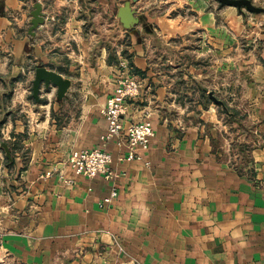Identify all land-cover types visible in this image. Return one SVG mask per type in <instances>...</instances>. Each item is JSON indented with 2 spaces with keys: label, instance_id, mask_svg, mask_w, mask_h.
Listing matches in <instances>:
<instances>
[{
  "label": "crops",
  "instance_id": "obj_1",
  "mask_svg": "<svg viewBox=\"0 0 264 264\" xmlns=\"http://www.w3.org/2000/svg\"><path fill=\"white\" fill-rule=\"evenodd\" d=\"M36 1L44 21L30 33ZM82 1L0 0V115L16 106L22 112L0 125L16 139L10 158L0 150V264H264V72L257 65L251 75L263 83L223 108L205 102L211 90L186 85L200 79L195 66L173 76L155 66L157 39L170 49L173 38L186 35L183 43L199 42L193 50L205 38L210 50L222 48L228 68L244 37L254 41L264 28L246 27L234 6L213 10L196 0L187 19L159 16L156 25L146 18L144 29L141 20L132 30L122 26L129 44L113 49L105 18L98 10L86 25ZM116 60L143 71H131L142 82L127 100L121 144L100 138L107 125L101 108L122 68ZM29 61L69 78L62 98L56 85L45 92L43 83L39 100L16 89L6 96L10 77ZM228 107L247 122L230 119ZM147 115L155 131L149 146L124 158L126 129ZM80 147L108 150L116 175L76 174L66 158ZM111 186L116 196L101 205Z\"/></svg>",
  "mask_w": 264,
  "mask_h": 264
},
{
  "label": "rangeland",
  "instance_id": "obj_2",
  "mask_svg": "<svg viewBox=\"0 0 264 264\" xmlns=\"http://www.w3.org/2000/svg\"><path fill=\"white\" fill-rule=\"evenodd\" d=\"M251 1L255 6L264 7V0ZM195 2L196 0H83L82 8L84 10L83 15L86 25H93L95 23V17H93L94 13H96V11L98 10L100 11V18H105V22L101 26L104 25L106 30L107 46H114L113 49H115L117 46H123V48H125V45L129 44V39H127L126 37L127 34L124 35V33L119 31L120 28L124 27L127 30H132L136 25H139L140 20L142 24L144 22H148L146 18H150V21H152L156 25V21L158 20L159 22V16L165 18L185 17L187 19L190 13H192L193 11V9L191 8H195ZM205 2L207 4L206 8L208 9L218 10V6L220 5V2L218 0H205ZM124 4L129 5L134 10L135 16L138 17V22L134 23L133 25L124 26L116 13V9ZM227 5L228 4H224L222 6L225 7ZM231 6H234L237 13L242 15L243 22L246 27H252L255 23L264 28V10L252 11L245 5H242L240 8L235 5ZM102 7H105V12L102 11ZM216 17L218 22L225 23L223 17L220 14H217ZM246 20H249V24ZM29 23H31L30 20ZM144 26L145 25L143 24V29ZM263 31L261 30L259 32L261 37L254 41H249V37H244V40L247 39V41L243 40L242 42L243 44H245L244 48L240 44L238 48H235L233 50V66L229 64L228 68L225 61V51L220 47H218V51L214 50L213 48L210 50L208 47H206L209 44V42L206 41V38L201 42L202 48L200 50H193L194 43H196V46H198L197 44L199 43L197 41L194 42L193 38H191L192 40L190 42H187L186 44L183 43V39H187L188 37L186 35L184 38L182 36H176L175 38H173V44L176 45L172 46L170 49H164L165 47L160 43L162 42V39H157L156 42L159 44L161 50L155 53V59L158 60V62L156 63L157 65H155L157 67L156 70L160 72L164 71L166 74H169V76H173V74L176 72L187 73L189 72V70L193 72V66H195L196 74H200V76H198L200 79H197L196 81H194L193 78H191L190 80L186 79L187 86L200 87L201 90H211L208 92H212V94L218 100H221V102H223V108H225V104L227 101L228 103L234 105L239 104L241 103V101H243L242 97H244V99L247 98L246 95H244L247 88L250 87L251 93L252 89L255 88L253 87L254 84L258 85V83H263V81L254 79V77L251 75L253 71L255 72V67L257 65H259L260 69L264 72ZM119 33L123 35H119ZM147 33L148 31H145L144 34L139 35L138 41H144L143 37L145 35L147 36ZM152 36L153 39L156 40V35ZM110 41L114 44L112 45ZM115 44H117V46ZM163 49L166 51L163 52ZM124 55L128 57V51H125ZM250 56H252L254 58V61H256L254 62L250 61V59H247ZM167 58L173 60V63L165 62ZM117 61L118 60H116V63ZM120 61H118L117 63L119 67H124V65L128 67L130 66L129 61L123 60L121 61L123 63H120ZM178 61L180 62L177 63ZM35 66L36 64L34 62L29 61L27 66L24 67L23 71H20L18 74L10 77L9 84L6 86L9 88L6 89L7 97H11L13 92H15V89L24 92V94H32V81H30L29 76L35 70ZM129 70L132 71V68L129 67ZM18 79L22 80V82H20V85L14 82ZM141 82L142 81L140 79V85ZM50 90V87H44L43 89V91L45 92H49ZM204 98L205 102H216L212 99L211 96H209V94H207V97ZM19 108H21V106H16L15 108L12 107L10 108L12 111H8L6 114H1L0 125H2L5 118H7L6 115L8 114H11L12 116L15 115L16 117L21 116L22 112L19 111ZM229 108L230 107H228V110H230ZM235 109L236 108H234V110ZM227 114L230 115V119H233L235 121L245 119L244 113L239 110L234 112L230 110ZM244 122H247V118L244 120ZM11 137L12 133L10 134V136H8V134H3L2 132H0L1 151L5 152L2 146L3 142L7 144L8 148L9 146L11 148L16 147V143L11 144L13 141L15 142L16 139H12ZM9 152H11L10 148ZM3 255L4 253L0 249V259L3 257Z\"/></svg>",
  "mask_w": 264,
  "mask_h": 264
},
{
  "label": "built area",
  "instance_id": "obj_3",
  "mask_svg": "<svg viewBox=\"0 0 264 264\" xmlns=\"http://www.w3.org/2000/svg\"><path fill=\"white\" fill-rule=\"evenodd\" d=\"M140 92V79L133 74L129 67L119 68L114 74L113 87L107 96L101 112L104 115L107 125L103 133L100 134L102 140L116 139L117 144L123 142V114L126 111L127 100L137 96ZM155 131L152 122L147 115L139 121L132 122L125 132L126 154L124 158L131 159L139 157V149L149 146ZM111 153L104 148H73L66 162L76 174H83L93 177L102 174L106 179H112L116 173L111 168ZM49 172L47 171L46 174ZM66 181L71 182V179ZM117 189L111 186L109 192L101 198L100 204L111 202L116 196Z\"/></svg>",
  "mask_w": 264,
  "mask_h": 264
},
{
  "label": "water",
  "instance_id": "obj_4",
  "mask_svg": "<svg viewBox=\"0 0 264 264\" xmlns=\"http://www.w3.org/2000/svg\"><path fill=\"white\" fill-rule=\"evenodd\" d=\"M220 5L228 4L235 5L240 8L242 5H245L248 9L252 11H263L264 7L255 6L251 0H218ZM31 25L29 28V32L33 33V29L37 27L38 24L43 23L44 15L41 12V3L36 1L34 3L33 9L31 10ZM117 15L121 20L124 26H130L134 23L138 22V17L135 16L134 10L127 4L121 5L117 9ZM41 83L45 88H49L51 84L57 86L56 94L58 98H62L69 87L70 80L67 77H63L60 73L55 70L48 69L47 67L40 65L35 67L34 77L32 79V96L39 100V93L41 89ZM209 96L212 97L213 100L217 102H221L218 100L212 92H209ZM2 146L5 150L6 157L10 158V152L7 144L5 142L2 143Z\"/></svg>",
  "mask_w": 264,
  "mask_h": 264
},
{
  "label": "trees",
  "instance_id": "obj_5",
  "mask_svg": "<svg viewBox=\"0 0 264 264\" xmlns=\"http://www.w3.org/2000/svg\"><path fill=\"white\" fill-rule=\"evenodd\" d=\"M122 54H125V50H122ZM130 65L132 66V69L134 70L135 73H137V74H141V73H143L142 70H140V69L134 67L131 63H130ZM229 111H230V110H229ZM231 111L234 112V111H237V110H231ZM11 161H12V159H11Z\"/></svg>",
  "mask_w": 264,
  "mask_h": 264
}]
</instances>
